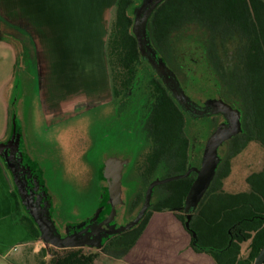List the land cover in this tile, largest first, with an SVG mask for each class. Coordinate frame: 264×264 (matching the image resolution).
Listing matches in <instances>:
<instances>
[{
	"label": "rangeland",
	"instance_id": "obj_1",
	"mask_svg": "<svg viewBox=\"0 0 264 264\" xmlns=\"http://www.w3.org/2000/svg\"><path fill=\"white\" fill-rule=\"evenodd\" d=\"M6 3L10 5L9 0ZM4 10L8 11L6 5ZM104 17L109 30L115 19L114 7L112 10L108 9ZM240 25L232 36L219 37L212 44L216 48L215 54L227 69L225 78L234 75L231 73L239 67L241 51L245 52L251 43L249 27H245V23ZM196 28L197 31L179 33L182 36L178 45H185L189 53L185 48L175 53L174 48L170 49L165 59L166 64L173 70L179 81V90L190 103L201 105L219 100L234 106L231 102H235V97L230 85L220 82L216 73L211 74L200 66L203 64L199 61L203 53L197 57L198 61L195 59L202 46L212 48L207 42V31L199 25ZM98 32L96 36H83L85 39L82 40L81 57H59L53 55L50 49L49 54L39 57H32L27 52L18 56V62L16 59L13 62L11 52H0V144L9 139L4 132L9 118L8 130L9 127L11 130V125H15L23 157L29 162V166L38 170L53 203V218L61 227L75 224L94 213L101 190L97 183L89 184V174L93 171L96 175L108 159L128 161L124 178L126 207L143 194L146 183L179 176L177 173L182 172L185 166L186 170L201 168V158L208 140L229 120L228 115L213 112L210 107L202 116L188 114L185 133L191 139L189 159H179L180 155H177L174 145L164 152L165 164H158L152 173L142 176V172L150 167L161 146L153 145L149 132L139 126L140 122L134 123L135 116L128 104L120 106L112 98L105 58L106 39ZM186 33L193 34L189 43H186ZM175 38L176 35L172 37L173 44ZM12 63L15 64V70L10 74ZM210 66L212 67L211 63ZM6 105L12 117L6 112ZM228 144L229 142L219 148L222 161L229 155ZM231 167V174L224 180L228 185L224 190L223 183V190L226 193L243 191L244 186L237 185L238 180L245 182V178L253 171L262 170L264 148L248 145L232 160ZM164 185H158L153 190L150 206L163 197ZM244 185L249 189L247 184ZM141 205L142 203L136 204L134 209L127 211L126 217L119 221L122 226L136 220ZM203 205L205 207V203ZM203 205L193 215H200ZM121 211L122 208H119L118 212L122 213ZM177 216L172 212H154L139 237L146 235V229L152 226L149 235L151 239H146V243L138 239L130 249L114 247L110 252L102 249L83 250L98 255L95 264H189V256L182 254L183 246H178L180 239L177 230L182 222ZM129 237L130 235H123L124 240ZM51 248L52 246L46 245L42 240L35 241L30 246L32 252L34 249L32 254L25 245L11 247L1 254L0 264L50 263L53 260ZM248 250L249 244L244 246L241 259L247 257ZM205 257L211 258L209 255Z\"/></svg>",
	"mask_w": 264,
	"mask_h": 264
},
{
	"label": "trees",
	"instance_id": "obj_2",
	"mask_svg": "<svg viewBox=\"0 0 264 264\" xmlns=\"http://www.w3.org/2000/svg\"><path fill=\"white\" fill-rule=\"evenodd\" d=\"M164 1L149 19L150 41L163 52L164 60L167 59L170 49L174 48V53L176 52V47L181 42L178 39L173 44L172 37L176 35L180 38L182 34L179 33L190 32L185 30L194 25L207 31V42L211 45L219 37L233 35L242 23L249 27L248 31L253 38L246 51H241L239 67H235L232 77L228 75L225 78L227 69L215 54V46H202L195 55L197 60L203 53L199 60L203 64L197 62L198 65L211 74L216 73L220 82L228 83L232 88L235 102L231 103L240 111L241 131L229 141V155L221 160L210 188L198 205L201 208L207 203L200 215H192L188 220L185 212L186 200L195 175L171 181L164 185L163 197L150 206L138 225L124 233L130 237L113 244V247L130 249L137 243L154 212H172L178 215L191 235V247L195 252L210 255L216 264H254L264 247V168L246 179L249 186L247 193L228 194L223 190V183L231 174L232 160L248 145L264 148V0ZM141 2L142 0H115V19L107 35L105 58L115 102L120 106L128 104L135 116L133 122H140L139 126L149 132L153 145L161 146L152 164L145 170L147 175L158 166L157 158L162 157L173 143L177 155H180L179 159H189L191 139L185 133L187 115L180 101L141 53L135 34V11ZM9 33L8 26L0 27L3 40H8ZM227 88L230 89L228 86ZM10 116L12 117L11 113ZM13 129L11 125L9 139ZM5 167L7 168L6 165ZM186 171L185 166L177 175H183ZM150 183L144 185L143 194L135 202L137 205L142 203L140 209L144 205ZM14 197L17 211L13 219L23 225L35 241L42 240L37 224L22 205L15 189ZM246 243L249 244L248 255L241 259L243 245ZM50 251L53 260L41 264H95L98 258L97 254L85 252L83 249L52 247Z\"/></svg>",
	"mask_w": 264,
	"mask_h": 264
},
{
	"label": "crops",
	"instance_id": "obj_3",
	"mask_svg": "<svg viewBox=\"0 0 264 264\" xmlns=\"http://www.w3.org/2000/svg\"><path fill=\"white\" fill-rule=\"evenodd\" d=\"M6 1L0 0V27L8 26L10 37L7 38L8 40L0 38V52L3 50L11 52L13 62L14 59L18 62V56L27 54V52H30L32 57H39L45 53L49 54L50 49L53 55L59 57H81L84 35L96 36L100 31L104 35V39H107L109 30L107 22L104 21V14L108 9L112 10L115 3L111 0H9L10 5H8ZM4 5H6L8 11L4 10ZM3 28L6 29L7 27ZM14 66L15 64L12 63L11 68H9L10 74L12 70H15L13 69ZM109 85L112 90L111 81ZM0 104L2 107V102ZM5 109L6 112H9L8 105ZM8 124L9 118L7 127L4 129L5 136L10 134ZM262 170L253 171L252 173H259ZM244 184H247L246 178L245 182L238 180L237 185L244 186V190L229 192L228 194L249 192ZM227 185L228 183H224V190H226ZM206 207L207 204L204 209ZM16 211L17 204L11 177L0 159V256L9 248L20 245H25L31 254L34 253V249L32 252L30 246L34 245L35 240L23 225L13 219ZM175 218L177 219V217ZM177 225L179 226V224ZM151 227L149 226L146 229V235L143 234L139 238L143 243H146V239L147 241L151 239L149 238L152 231ZM177 232L180 239L178 246H183L182 250L184 252L182 254L185 257L189 256V264H194V262L198 264H216L210 255L211 258H206L205 255L208 256V254L197 253L192 249L191 235L183 224L178 227ZM178 246L176 245V248ZM244 246H248V243L243 245V250Z\"/></svg>",
	"mask_w": 264,
	"mask_h": 264
},
{
	"label": "flooded vegetation",
	"instance_id": "obj_4",
	"mask_svg": "<svg viewBox=\"0 0 264 264\" xmlns=\"http://www.w3.org/2000/svg\"><path fill=\"white\" fill-rule=\"evenodd\" d=\"M163 2L165 1L164 0H142L141 5L139 6L141 7L142 5L147 4L146 7L141 12V15L139 17V20H140L139 31L141 35L142 45L146 53L151 57V59L155 61L156 65L159 64L160 61L163 62L164 64L163 71L157 70L156 72L159 75L162 82H164L168 86L170 92L175 97H177V99L180 101L179 103L182 106V109L186 112V115L192 113L195 116H202L208 112V109H207L208 107H210L213 112L214 111L219 112L218 111L219 110L218 104L220 102L219 100L208 101L205 104H201V105L200 104L197 105L196 103L194 105V103H190V100L182 93L181 90H179L178 83H177L179 81L177 80V77L174 75L173 70L167 66L166 61L163 59V54H162L163 52L155 48L153 44L151 43L150 37H149V19L153 11H155V9L159 5H161ZM187 30L192 32L194 30L197 31V28L194 25L186 29L185 31ZM186 34H187L186 43H189V40L193 37V34L192 35H190V33H186ZM250 35H251V38H253V35L252 34ZM229 36H232V35H229ZM178 39H181V38L176 37L175 41H177ZM182 46H184V48L187 50V53H189L188 48L185 45H182ZM181 49L183 48L177 45L176 51H180ZM112 98H113V92H112ZM232 107L236 109L234 106ZM240 123H241V114H240ZM227 127H231L230 120H228V123L226 122V124L222 126V128H227ZM16 136H17L16 142H14L10 148L5 149L1 152L0 159L2 160L3 164L7 166V170L10 174L13 188L17 191L19 199L21 200L22 205L25 207L29 215L31 216L30 210L28 208L27 198L21 195L19 187H23V190L29 196L32 206L37 209V212L40 215L41 219L51 224L50 226L53 229L54 236H60L61 238L71 237L73 238L72 240L73 244L80 245L77 248H58V249H89V250L90 249L91 250L92 249H95V250L102 249V250H106L110 252L112 251V248H114L113 244L118 243L120 241H124L123 235L125 231L122 233H117V230L127 225L123 224L125 226H122L119 221L123 220L126 217V215L128 214L127 213L128 210L131 211V209H134V207L136 206L135 202L137 201V198H135L136 200L135 201L133 200L134 203L132 205L131 204L129 206L126 205L125 207L124 178H125L127 165H125L122 170L121 191H120L119 196L117 194H115L114 196L110 194V187L113 184V179L105 177V171H106L105 164H103L102 167L98 169V171L96 172V175L93 174V171L91 169L90 171L92 172L89 174V177H90L89 184L94 185L95 183H97L98 188L100 187V190H101L100 200H99L96 210L88 218H85L75 224H68L64 227H61L53 218V203L49 199L50 196L47 193L45 183H43L42 180L40 179L38 170H36V168L34 167L29 166L30 165L29 162H27L24 159L23 157L24 154L21 152V149L19 146L20 137L19 135H17V131H16ZM233 137L225 141L222 145L229 142ZM172 146H174V143L170 145V148H172ZM229 147L230 145L228 144V151H229ZM218 154H219V151H218ZM120 160L125 161V159H120ZM202 160L203 158H201V162ZM157 162L158 164L160 163L165 164V160L163 156L159 157V159L157 158ZM190 170L192 169L187 170L186 173ZM192 174L195 175V180H196L197 173L192 171L188 176ZM141 175L146 176L145 170L142 172ZM205 195L203 196V198L205 197ZM203 198L201 199V201L203 200ZM200 202L198 203V205L200 204ZM113 204H115V213H113ZM198 205L190 207L189 211L187 212L188 214L186 213L188 220L191 219V216L193 215L194 211L198 208ZM119 208H122L123 210L121 211L122 213L118 212ZM193 235L194 234H192V236Z\"/></svg>",
	"mask_w": 264,
	"mask_h": 264
},
{
	"label": "water",
	"instance_id": "obj_5",
	"mask_svg": "<svg viewBox=\"0 0 264 264\" xmlns=\"http://www.w3.org/2000/svg\"><path fill=\"white\" fill-rule=\"evenodd\" d=\"M145 2V1H144ZM147 4L142 5L141 7L136 9V22H135V34L138 39V44L141 50L142 55L144 58L150 62V64L154 67V69L157 70H162L164 68V64L162 61H160L159 64H155V61L151 59V57L146 53L143 45H142V40H141V35L139 31V17L141 15V12L143 9L146 7ZM144 33V32H143ZM219 112L224 113L228 115L229 120L231 121V127L227 128H220L215 134H213L210 139L207 142L205 152L203 155V160H202V165L200 169H192L188 171L184 175H179V176H173L170 177L166 180L162 181H155L151 183L148 187V190L146 192V197L144 201V205L142 209L139 212L138 217L134 222L131 224L120 228L117 230V233H122L124 231L132 229L134 226L138 225V223L141 221V219L144 217L146 214L149 206H150V201L152 197V192L154 188L158 185H163L166 183H169L171 181H176L179 179L186 178L192 171L197 173V178L194 181L191 190L188 194L187 200H186V207H185V212L187 213L190 209V207L198 205V203L201 201L205 193L208 191L210 188L215 175L217 168L220 164V157L218 154L219 147L228 139L233 137L234 135L238 134L241 131V123H240V112L237 109H234L231 105L220 101L219 104ZM17 136H16V129L14 125L13 129V134L11 136V139L9 142L6 144H0V154L3 150L8 149L12 146L14 142H16ZM128 164V161H121L116 158H110L107 160L105 163L106 166V171H105V177L106 178H111L113 179V184L110 187V194L114 196L117 194L118 196L120 195L121 191V179H122V170L125 165ZM20 193L23 197L27 198L28 201V208L30 210V214L37 224L42 241L46 245H50L55 248H77L80 245L73 244L72 240L73 238L67 237V238H61L60 236H54L53 235V229L50 226L47 221L41 219L40 215L37 212V209L32 206L31 200L27 193L23 190V187H19ZM113 213H115V204H113ZM254 264H264V247L261 249L260 253L255 259Z\"/></svg>",
	"mask_w": 264,
	"mask_h": 264
}]
</instances>
